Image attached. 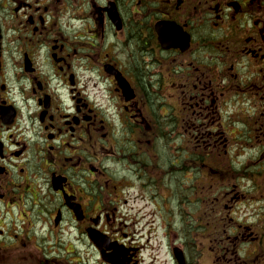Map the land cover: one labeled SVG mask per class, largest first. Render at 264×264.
Wrapping results in <instances>:
<instances>
[{"label":"flooded vegetation","instance_id":"obj_1","mask_svg":"<svg viewBox=\"0 0 264 264\" xmlns=\"http://www.w3.org/2000/svg\"><path fill=\"white\" fill-rule=\"evenodd\" d=\"M254 98L264 107V0H0V264H157L154 222L183 159L210 168L237 147L254 151L250 187H203L202 249L209 264H264ZM177 130L180 153L163 142ZM173 240L197 264L198 243Z\"/></svg>","mask_w":264,"mask_h":264},{"label":"rangeland","instance_id":"obj_2","mask_svg":"<svg viewBox=\"0 0 264 264\" xmlns=\"http://www.w3.org/2000/svg\"><path fill=\"white\" fill-rule=\"evenodd\" d=\"M81 16V14H78L77 12L71 16L66 21V31L67 33H73L76 31L78 26H81V22L77 20V17ZM64 28V27H63ZM248 86H250L249 83H246ZM234 90V88H233ZM236 99V98H235ZM243 98L239 97L236 100L233 101V104L235 106V110L242 114L240 117L245 120L248 117V111L246 109V100H242ZM254 103L251 104L250 109L251 113L260 114L264 113V107H262L260 101L257 98H254ZM229 105V102H226L225 105ZM227 109L226 106H224V110ZM244 110V111H243ZM249 118V117H248ZM251 121H253L252 116H250ZM169 123L171 120H165ZM163 126L165 125L164 121L161 122ZM173 130L176 128L173 126ZM174 131V136L176 140H171L170 137H165L163 142H166L165 144L170 143L173 145L174 148H177L179 153L181 151H184L186 147L184 144L180 145L182 143V135L181 132L183 131ZM178 132H179V138H178ZM198 136V134H197ZM179 145V146H178ZM165 150V149H164ZM223 155V153L221 152ZM221 154L215 153V155L211 158V163L209 164L210 168H207L208 165L205 164L202 161H198V159H195V163H193L192 167L188 165V161L186 158L183 160L186 161V164H184L183 169L179 170V180L178 182L174 179L175 182L178 184V195H173V203L169 205H165L164 207V221L161 222L159 219L158 221L154 222V238L152 239H158V244L160 245V252L161 254L158 256L157 264H177L170 252L168 251V245H167V239H171L173 241H176L177 239H186L187 242V249L190 254H193L195 249H192L193 242L198 243V247L201 251H203V241L201 239L202 235V227H205L204 222V215H205V205L203 203L204 201V193H203V187L206 185H210V188L213 193L220 190L221 187H223V183H225V186H228L229 184H235L237 188L244 189L250 187V179H247L246 177H249L251 174V169L254 168L256 165L253 163L255 159L254 151L251 148L246 147H237V148H231V152L229 156H227L225 159L220 160L219 157ZM250 157V158H249ZM202 159L205 161L206 158ZM208 159V158H207ZM207 161V160H206ZM251 161V162H250ZM112 163V162H111ZM110 166V164H109ZM196 167V168H195ZM190 169L196 172L198 174L199 178L196 180L197 187L195 188V193H190L188 197L185 196V194L182 192L185 189V181L181 180L183 171H188ZM111 170L115 171L116 174L121 175L123 172V165L120 163L119 165H111ZM183 172V173H182ZM192 173V175L194 174ZM210 173V175H209ZM205 174V175H204ZM187 178L191 177L189 172L186 174ZM187 178L185 180L187 181ZM167 188L165 187L164 190ZM209 189V188H208ZM245 189V190H246ZM202 195H201V193ZM164 193V191H163ZM219 194V192H218ZM201 195V196H200ZM220 196V195H219ZM214 197H218L214 195ZM200 198V200L198 199ZM178 201V202H177ZM180 203V207H179ZM171 207H174L171 208ZM215 207L214 210L218 213L220 210L219 206H213ZM236 208V206H235ZM237 212V210H235ZM169 217L168 220H166V217ZM202 219V221H201ZM179 220V223L176 222ZM163 227L161 228V226ZM138 239H150L149 237H144V232L138 236ZM162 239V240H159ZM195 239V240H194ZM171 243V241H169ZM207 249L204 248V251L202 252V257H199L197 255H194L193 258H190V261L194 259L191 263H197V264H209L210 258L208 255H206ZM189 261V262H190Z\"/></svg>","mask_w":264,"mask_h":264}]
</instances>
